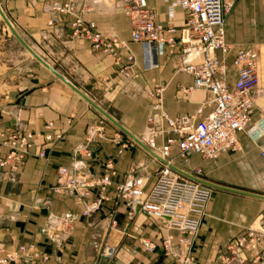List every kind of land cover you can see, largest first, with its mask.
Here are the masks:
<instances>
[{
    "label": "crops",
    "instance_id": "1",
    "mask_svg": "<svg viewBox=\"0 0 264 264\" xmlns=\"http://www.w3.org/2000/svg\"><path fill=\"white\" fill-rule=\"evenodd\" d=\"M51 1L0 0V8L38 56L136 138L146 134L151 110L144 92L153 84L162 86V109L169 117L194 114L209 96L206 89L183 91L192 78L176 70L174 55L146 58L141 45L129 40V22L119 0L85 2L87 9L81 16L104 35L127 41L134 73L127 80L120 76L111 57L93 50L86 39L72 33L70 15L58 14L48 23ZM172 1L145 0L158 23L179 27L185 13L173 6L169 14ZM73 3L79 9L84 0ZM223 26L224 41L232 47L227 61L239 48L257 52L258 83L252 92L249 128L237 133L239 148L235 151L210 160L197 153L179 158L173 148L172 164L181 170L198 167L203 180L264 196V0H235ZM9 44L0 20V140L6 130L42 133L47 122L61 137L45 146L43 157L28 156L20 164L0 169V247L8 251L21 244L32 245L36 255L27 262L21 258L16 264H173L170 256L162 254L161 240L168 234L175 237V230L115 197L114 185L126 174L144 176L145 189L151 187L159 168L155 156L144 145L129 143V136L108 119L101 121L99 112L52 72L19 48L10 50ZM233 76L228 66V85ZM208 110L203 108L204 113ZM162 141V136L155 138L157 145ZM107 161L114 170L112 183L103 191L99 209L88 216L81 215V209L100 195L97 186L88 187L86 194L52 190L58 184L59 166L94 179L103 173ZM210 188L195 254L200 264H217L225 253L224 244L247 228L262 234L257 248L264 253V199ZM142 238L155 248L142 250ZM104 245L113 248L112 260L98 259Z\"/></svg>",
    "mask_w": 264,
    "mask_h": 264
},
{
    "label": "built area",
    "instance_id": "2",
    "mask_svg": "<svg viewBox=\"0 0 264 264\" xmlns=\"http://www.w3.org/2000/svg\"><path fill=\"white\" fill-rule=\"evenodd\" d=\"M88 1L91 0H84V4L77 9L73 0H52L48 5V23H53L58 14L70 15L72 33L86 39L93 50L111 57L120 76L127 80L134 74L133 55L127 41L104 35L93 28L92 22L82 19L81 12L87 9L85 2ZM119 1L123 14L128 18L129 40L141 45L146 58L152 54L174 55L176 70L192 78L189 86L182 87L183 91L206 89L209 92L194 114L179 113L169 117L162 109V86L155 83L146 89L144 95L151 114L146 118V134L138 140L158 161L156 178L148 190L145 189L146 178L141 175L126 174L122 181L114 185L115 196L119 200L147 217L163 220L165 226L176 230V243L172 242L173 236L168 234L161 240V246L177 264H196L188 251L204 215L209 189L173 170L170 167L173 165L170 153L174 148L175 155L180 158L197 153L202 158L214 160L223 152L239 148L236 135L248 130L254 106L252 92L258 83L257 52L250 47L239 48L227 61L232 47L224 41V17L235 0H173L168 4V13L171 14L173 6H178L185 13L179 27L158 23L145 0ZM216 51L219 55H216ZM228 66L232 67L234 74L230 85L226 81ZM206 106L209 110L204 113ZM51 130V122L45 124L42 133L6 130L0 140V169L20 164L28 156L43 157L45 146L61 137L59 132ZM157 136L163 137L159 145L155 142ZM113 173L111 161L105 163L103 173L94 179L71 174L67 167L59 166L58 184L52 190L86 194L88 187L97 186L100 195L85 202L81 209V215L88 216L99 209L103 190L112 183ZM186 173L199 178L200 169L192 168ZM256 232L249 229L247 238L241 236L229 240L227 249L231 253L221 254L219 264H242V259L233 251L240 246H250L256 250L255 261L264 264V255L262 258L257 255ZM140 243L147 251L154 248V243L148 239L142 238ZM112 250L107 247L104 253L109 255ZM35 255L31 245L21 244L8 251L0 247V264H16L21 258L27 262ZM42 258L46 259V256L43 254Z\"/></svg>",
    "mask_w": 264,
    "mask_h": 264
},
{
    "label": "rangeland",
    "instance_id": "3",
    "mask_svg": "<svg viewBox=\"0 0 264 264\" xmlns=\"http://www.w3.org/2000/svg\"><path fill=\"white\" fill-rule=\"evenodd\" d=\"M0 20H1V22L3 23V26H4V29H5V37H7V38H9V42H10V44H9V46H8V48L10 49V50H12V48H14V49H18L19 48V51L20 52H22V54H25V56H29V58H33L18 42H17V40L13 37V35H12V33L10 32V30H9V28L6 26V24L2 21V19H1V17H0ZM9 21V20H8ZM146 98V97H145ZM147 99V98H146ZM150 107V106H149ZM99 118H100V120L101 121H104V120H106V118L102 115V114H100L99 113ZM44 128H45V126H44ZM17 132H19V131H17ZM27 132H29V131H27ZM33 134H35V133H33ZM129 140V143H133V144H136V143H134L133 142V140H131V139H128ZM178 157V156H177ZM180 158V157H179ZM194 162V160H193V158L191 157L190 158V160H189V163H193ZM193 168H196V167H193ZM198 168V167H197ZM192 169V168H191ZM190 169H188V170H183L184 172L186 171H189ZM200 173H201V171H200ZM197 177H199L200 179H202L201 177H200V174L197 176ZM204 185V184H203ZM208 189H209V196H210V192H211V188H210V186H207V185H205ZM98 190H99V188H98ZM105 190V189H104ZM103 190V191H104ZM87 193V192H86ZM103 194V193H102ZM116 197V196H115ZM103 199V198H102ZM102 199H101V201H102ZM116 199L118 200V201H123V200H119L117 197H116ZM208 200H209V197H208V199H207V202H206V206H207V203H208ZM100 205H101V203H100ZM206 206H205V210H204V215L202 216V219L204 218V216H205V214H206ZM96 211V210H95ZM94 212V211H93ZM92 213V212H91ZM90 213V214H91ZM202 219H201V221H202ZM111 220H112V218H111ZM114 220V219H113ZM111 223H114V221L113 222H111ZM200 225H201V222H200ZM199 228H200V226H199ZM199 228H198V230H197V232H196V234L192 237V244H191V248L189 249V253H190V255H193V258L195 259V262H196V264H200V262L197 260V257H196V252H197V249H198V239H199ZM171 229H173V228H171ZM249 229H254V228H247L246 230H245V235L244 234H242V235H239V236H235V237H233V238H231V239H234V238H237V237H244V238H247V236H246V232H247V230H249ZM174 230V229H173ZM255 231H257L256 233H257V236H258V238H257V240H256V243L258 244V241H259V238H260V232L258 231V230H255ZM175 232H176V230H175ZM171 235V234H170ZM262 235V234H261ZM173 236V235H172ZM191 239V238H190ZM231 239H229V240H231ZM176 240H177V233H176V236L175 237H173V241L172 242H174V243H176ZM186 240H188V239H186ZM227 241L225 244H224V248H225V252H230L231 253V251L230 250H228L227 249V244L230 242V241ZM139 244H140V247H141V249L142 250H145L142 246H141V243H140V240H139ZM28 245H30V244H28ZM32 246V245H31ZM107 247H111L110 245H104V246H102L101 248H100V250L98 251V259H100V260H104V259H107V260H112L111 258L113 257V255H114V251L112 250V253H110L109 255H106L105 253H104V250L107 248ZM112 248V247H111ZM154 248H155V245H154ZM153 248V249H154ZM161 248H162V246H161ZM113 249V248H112ZM147 251V250H146ZM152 251V250H151ZM233 251H235V253L237 254V256H239L241 259H242V264H246L245 262H248V264H258L255 260V251L256 250H254L253 248H251L250 246L247 248H243L242 246H240V247H237L235 250H233ZM244 252V253H243ZM162 254L163 255H166V256H170L172 259H173V264H177L176 262H175V260H174V258L170 255V254H168V253H166L163 249H162ZM224 254V253H223ZM248 255V257H249V259H246V255L243 257V255ZM260 258H262L263 257V255H264V253L262 252V251H258V254H257ZM247 257V258H248ZM217 264H219V260H218V263Z\"/></svg>",
    "mask_w": 264,
    "mask_h": 264
},
{
    "label": "water",
    "instance_id": "4",
    "mask_svg": "<svg viewBox=\"0 0 264 264\" xmlns=\"http://www.w3.org/2000/svg\"><path fill=\"white\" fill-rule=\"evenodd\" d=\"M0 17L2 19V21L6 24V26L9 28L10 32L12 33L13 37L17 40V42L37 61L39 62L42 66H44L45 68H47L50 72H52L57 78H59L62 82H64L68 87H70L74 92H76L81 98H83L88 104H90L95 110H97L100 114H102L106 119H108L110 122H112L117 128H119V130H121L122 132H124L127 136H129L132 140H134L136 143L140 144L141 146H143V144L138 140V138H136L135 136H133L132 134H130L128 131H126L120 124H118L112 117H110L104 110H102L98 105H96L92 100H90L85 94H83L79 89H77L73 84H71L67 79H65L60 73H58L53 67H51L49 64H47L40 56H38L24 41L23 39L17 34V32L14 30V28L12 27V25L10 24V22L8 21V19L6 18V16L4 15V13L2 12L1 8H0ZM144 147V146H143ZM173 170L177 171L178 173L182 174L183 176H186L188 178H191L193 180H196L204 185L210 186V187H214V188H219V189H224V190H228V191H233V192H238V193H242V194H246V195H250V196H254V197H259V198H263V195H258V194H254V193H250V192H244L241 190H236L230 187H225V186H220L217 184H213L211 182H208L206 180L200 179V178H196L186 172H184L183 170L171 165L170 166Z\"/></svg>",
    "mask_w": 264,
    "mask_h": 264
}]
</instances>
